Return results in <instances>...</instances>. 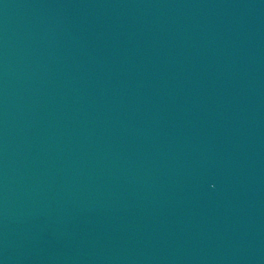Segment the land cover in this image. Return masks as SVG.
Returning a JSON list of instances; mask_svg holds the SVG:
<instances>
[{"label": "water", "instance_id": "95a60500", "mask_svg": "<svg viewBox=\"0 0 264 264\" xmlns=\"http://www.w3.org/2000/svg\"><path fill=\"white\" fill-rule=\"evenodd\" d=\"M0 264H264V0H0Z\"/></svg>", "mask_w": 264, "mask_h": 264}]
</instances>
